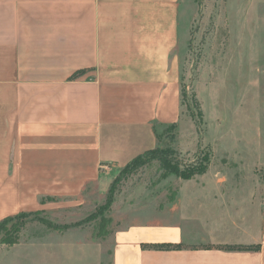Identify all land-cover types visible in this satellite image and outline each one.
Listing matches in <instances>:
<instances>
[{"label": "crops", "instance_id": "obj_1", "mask_svg": "<svg viewBox=\"0 0 264 264\" xmlns=\"http://www.w3.org/2000/svg\"><path fill=\"white\" fill-rule=\"evenodd\" d=\"M181 2L0 0V222L110 181L182 119ZM192 196L169 203L174 220L119 229L115 264H264V223L243 241L260 250H223L230 238ZM195 220L212 245L142 247L200 240Z\"/></svg>", "mask_w": 264, "mask_h": 264}, {"label": "rangeland", "instance_id": "obj_2", "mask_svg": "<svg viewBox=\"0 0 264 264\" xmlns=\"http://www.w3.org/2000/svg\"><path fill=\"white\" fill-rule=\"evenodd\" d=\"M181 3L183 116L158 143L173 149L178 173L164 170L161 151L146 153L78 197L46 200L44 211L5 223L0 264H115L117 231L174 220L169 203L186 191L205 197L207 221L230 238L219 248L257 245L243 241L264 223V0ZM190 229L200 240L183 247L212 245L197 220Z\"/></svg>", "mask_w": 264, "mask_h": 264}, {"label": "trees", "instance_id": "obj_3", "mask_svg": "<svg viewBox=\"0 0 264 264\" xmlns=\"http://www.w3.org/2000/svg\"><path fill=\"white\" fill-rule=\"evenodd\" d=\"M83 71H78L77 73H75L73 75V77H77L79 74H81ZM184 98H185V89L182 88V101H184ZM177 123L175 124H172L169 126V128H174L176 127ZM157 151H161L163 155H165L166 157H164L165 159L163 160L161 157V163H162V166L164 168V170H166V172L168 173H178L177 169L175 168V165H173L171 163V160L168 158V157H172L173 155V149L171 148H167V149H162L160 150V148L156 147L152 150H148L146 151L144 154L142 155H139L138 157H136L135 159H133L130 163H128L124 169H127L128 167L130 166H133L135 165L136 163H139V161L141 160V158L143 157V155H145L146 153H155ZM183 177H186V178H190L191 176H187V175H184L183 174ZM41 211H37V212H29L28 214L30 213H40ZM23 213H27V212H20L14 216H10V217H7L5 218L3 221L0 222V231L4 228V225L5 223L10 220V219H13L14 217H17L19 215H22ZM145 248H150V249H157V250H173V249H182L184 248L182 246L181 243H158V244H150V245H144ZM260 245L257 244V245H249V246H246V245H234V246H225V247H222V249L224 250H229V251H258L260 250Z\"/></svg>", "mask_w": 264, "mask_h": 264}]
</instances>
